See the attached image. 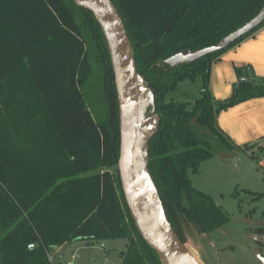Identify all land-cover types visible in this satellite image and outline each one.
I'll list each match as a JSON object with an SVG mask.
<instances>
[{"label":"trees","instance_id":"obj_1","mask_svg":"<svg viewBox=\"0 0 264 264\" xmlns=\"http://www.w3.org/2000/svg\"><path fill=\"white\" fill-rule=\"evenodd\" d=\"M113 2L155 93L160 125L149 142V170L186 243L231 220L193 186L189 169L198 172L214 155L248 152L249 144L234 143L220 128L218 115L264 96V79L244 78L238 68L232 95L215 99L207 89L212 64L264 22L199 59L177 65L168 59L221 45L258 15L264 0ZM186 78L202 80L191 106L173 93ZM119 154L114 70L94 13L76 0H0V264H50L48 251L77 238H125L122 264H162L131 216Z\"/></svg>","mask_w":264,"mask_h":264},{"label":"water","instance_id":"obj_2","mask_svg":"<svg viewBox=\"0 0 264 264\" xmlns=\"http://www.w3.org/2000/svg\"><path fill=\"white\" fill-rule=\"evenodd\" d=\"M89 8L107 40L120 114L118 168L125 199L138 231L156 250L162 264H201L170 222L163 200L149 170V142L160 121L155 93L138 70L132 43L113 0H76ZM264 22V8L251 21L230 33L221 45L183 51L168 59L172 65L193 61L229 46ZM264 242V234H257ZM39 243L30 245L31 248ZM264 264V256L259 255Z\"/></svg>","mask_w":264,"mask_h":264},{"label":"rangeland","instance_id":"obj_3","mask_svg":"<svg viewBox=\"0 0 264 264\" xmlns=\"http://www.w3.org/2000/svg\"><path fill=\"white\" fill-rule=\"evenodd\" d=\"M201 87L200 78H186L173 93L191 106L202 95ZM223 157L203 160L199 171L189 169V175L193 186L209 193L231 220L210 234H191L186 244L201 264H263L259 255L264 256V242L257 239V234L264 232V180L258 154L254 161L245 156V161L230 159L228 153ZM126 246L125 238H77L53 248L48 255L50 264L73 260L76 264H122Z\"/></svg>","mask_w":264,"mask_h":264},{"label":"crops","instance_id":"obj_4","mask_svg":"<svg viewBox=\"0 0 264 264\" xmlns=\"http://www.w3.org/2000/svg\"><path fill=\"white\" fill-rule=\"evenodd\" d=\"M238 68L244 78L264 79V26L214 61L207 89L215 99L223 100L232 95L239 80ZM218 124L234 143L249 144L248 152L253 155L240 151L230 159L245 161L251 158L254 161L258 154L259 173L264 180V96L253 97L222 110Z\"/></svg>","mask_w":264,"mask_h":264},{"label":"built area","instance_id":"obj_5","mask_svg":"<svg viewBox=\"0 0 264 264\" xmlns=\"http://www.w3.org/2000/svg\"><path fill=\"white\" fill-rule=\"evenodd\" d=\"M203 91H206V89H202ZM77 257V254L74 255V258ZM63 264H76V262L73 260V261H68V262H64Z\"/></svg>","mask_w":264,"mask_h":264}]
</instances>
